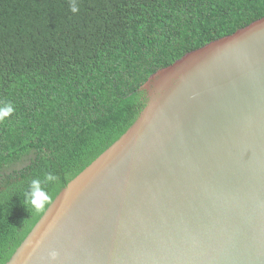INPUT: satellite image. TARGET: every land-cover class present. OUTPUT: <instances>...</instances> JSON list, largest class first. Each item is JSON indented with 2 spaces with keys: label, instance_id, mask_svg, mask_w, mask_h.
Returning <instances> with one entry per match:
<instances>
[{
  "label": "water",
  "instance_id": "water-1",
  "mask_svg": "<svg viewBox=\"0 0 264 264\" xmlns=\"http://www.w3.org/2000/svg\"><path fill=\"white\" fill-rule=\"evenodd\" d=\"M142 87L5 264H264V17Z\"/></svg>",
  "mask_w": 264,
  "mask_h": 264
},
{
  "label": "trees",
  "instance_id": "trees-1",
  "mask_svg": "<svg viewBox=\"0 0 264 264\" xmlns=\"http://www.w3.org/2000/svg\"><path fill=\"white\" fill-rule=\"evenodd\" d=\"M262 17L264 0H0V264L43 215L21 204L32 179L56 177L52 202L134 123L153 73Z\"/></svg>",
  "mask_w": 264,
  "mask_h": 264
},
{
  "label": "clouds",
  "instance_id": "clouds-1",
  "mask_svg": "<svg viewBox=\"0 0 264 264\" xmlns=\"http://www.w3.org/2000/svg\"><path fill=\"white\" fill-rule=\"evenodd\" d=\"M72 11L76 12L77 8L74 6ZM13 111L14 108L11 104H6L5 106L0 107V120L8 117ZM54 179H56L54 175L46 173L43 179L36 177L30 181L28 190L24 194V200L21 202L30 213L32 210L37 214H43L46 212L47 205L51 203V200L46 193L44 186ZM57 256L58 253L55 250L49 252L50 261H55Z\"/></svg>",
  "mask_w": 264,
  "mask_h": 264
}]
</instances>
